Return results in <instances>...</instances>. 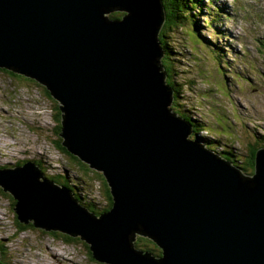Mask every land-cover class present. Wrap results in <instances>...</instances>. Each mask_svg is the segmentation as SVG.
<instances>
[{
    "label": "water",
    "instance_id": "95a60500",
    "mask_svg": "<svg viewBox=\"0 0 264 264\" xmlns=\"http://www.w3.org/2000/svg\"><path fill=\"white\" fill-rule=\"evenodd\" d=\"M163 6L0 0V69L58 102L61 145L103 174L112 206L91 214L33 163L4 171L1 190L20 224L79 237L100 263L264 264V149L246 176L189 139L162 65Z\"/></svg>",
    "mask_w": 264,
    "mask_h": 264
},
{
    "label": "rangeland",
    "instance_id": "374dc122",
    "mask_svg": "<svg viewBox=\"0 0 264 264\" xmlns=\"http://www.w3.org/2000/svg\"><path fill=\"white\" fill-rule=\"evenodd\" d=\"M219 4L230 16L226 22L222 21L221 24L218 21L215 26L222 31L226 30L227 37L216 39V33L204 25L203 16L199 17V32L204 39L217 45L219 56L216 58L225 57L223 64L230 71H220L224 73L222 78L225 77L227 81L224 87H215L222 80L219 76L218 79L211 77L212 81H208L212 89L207 87L205 76L197 79L196 88L183 82L197 75L202 66L205 71L217 66L191 52L193 49L189 42V31L183 34V38L180 33L173 35L172 46L179 54L172 57L180 61L171 62L176 63L180 71L178 83L181 88L180 97L183 98L181 103L185 105L184 112L214 133L204 130L199 133L200 139L205 140L203 136H207L215 141L213 145H218V151L227 152L233 160L239 161L240 155H249V147L260 148L255 144L256 140L264 141V47L258 42L264 43V0H220ZM210 11H215V6L206 12L207 18L214 19L215 13L209 14ZM216 13L220 16L219 5ZM212 71L217 74L216 69ZM4 73L0 71V111L6 118H12L14 125L5 126L0 122V127L4 126V129L0 128V158L4 157L2 160L5 163L14 164L13 159H32L34 154L36 160L43 159L51 166L50 176L63 167L71 177L81 181L96 203L102 204L105 201V187L101 179L94 177L93 172L86 173L73 165L74 161H68L69 158L53 146L55 138L52 137V130L43 128V119L55 124L51 119V107L42 96L43 86L30 84L19 75L22 81L19 83H23L21 85L18 81L15 83L8 79ZM227 73L231 75L232 81H229ZM225 87L226 90L219 91ZM206 94H211L209 100ZM8 135H12L11 141L7 140ZM238 164L242 166L244 163ZM244 175L249 176L246 173ZM6 206L5 200L0 199V242L7 250L6 255L0 259L10 264H68V259L74 264H83L84 261V264H96L87 259L86 248L80 244L66 247L41 229L16 231L8 220Z\"/></svg>",
    "mask_w": 264,
    "mask_h": 264
},
{
    "label": "trees",
    "instance_id": "16d2710c",
    "mask_svg": "<svg viewBox=\"0 0 264 264\" xmlns=\"http://www.w3.org/2000/svg\"><path fill=\"white\" fill-rule=\"evenodd\" d=\"M163 3V7H164V11H165V23L163 25V28L161 30V34L159 36V40L161 43V46L164 50V56L162 58V65L163 68L165 70L166 73V82L167 85L173 90V111L181 118L183 119L185 122H187L188 125H191V134L189 136L190 140H197L199 142L202 141L203 143H205V148L209 151V152H213V154H218V156H220V158H222L223 160H225L226 162L231 163L233 166L237 167L239 170H241L244 174H249V176H251V174L253 175L254 172V154H255V147L251 146L249 147V155H246L244 157V164L241 166L238 164V160H233L231 155L227 152L224 151H218V145L214 144L215 141H213L210 138H205V140H201L199 133L204 130H206V128L202 125V123L198 124L196 123L195 120H192L191 117L189 115L186 114V112H184L183 108L185 107V105H183L181 103V101L183 100V98L180 97L181 95V88L180 85L178 83V76L180 71L178 70L176 63L171 62V61H177L179 62L180 60L175 59V57L172 56H176L177 54H179L178 51L174 50L175 48L172 46V37L175 33H180L182 34V38H183V34H186L187 31H189V37H190V45L191 47H194L193 53H195V55L197 57H201L200 52H204L207 53L209 56L212 57V59L214 60H210L207 57V60L205 62H208L210 64H215L217 66H214V69H216L217 74H214V71L209 70V71H205L204 66H202L203 70L200 69L199 71H197V75L187 78V81H183L186 82V84L189 87H193L196 88V82L197 79L205 76V80H206V85L208 88L212 89L213 87H210L207 83L208 81H212L211 77L214 79H218V76L220 78L223 77V72L220 71H226L227 67L225 66V64H223V58H216L217 56H219L218 53V48L217 45H215L214 43H212L209 40L204 39V36L201 35V33L199 32L201 25H200V20H199V16L201 14V16L204 17L205 21L203 22L204 25H206L207 27L210 28H214L215 32L214 34H218L215 35L216 39L219 38L220 36V32L217 31L215 23L218 22L220 20V16H215L214 15V19L212 18H207L208 14H205V11L208 10H212V8L214 6L211 7V5H214L213 0H208L207 3L204 2L203 0H162ZM208 8V9H207ZM213 12H217V11H210L209 14H213ZM204 13V14H203ZM122 14H116L111 16V18H119ZM220 15V14H219ZM193 21V22H192ZM192 36V37H191ZM206 64V63H205ZM223 67V68H222ZM224 69V70H223ZM0 71H2L4 73L5 76H7L8 79H10L13 82H22L21 79L19 77L22 78V80H25L27 82H29L30 84H34L38 87V83L34 82L31 79H28L24 76H19L17 74H14L12 72L6 71V70H2L0 69ZM19 76V77H18ZM194 78H196L194 80ZM226 79L222 78V80L220 82L217 83V85H215V87H218L221 85V83H225ZM37 83V84H36ZM21 85H23V83H19ZM216 84V82H215ZM211 85V84H210ZM184 86V83H183ZM212 86V85H211ZM44 87V86H43ZM42 87V96L44 100H47L48 104L51 107V111L53 113V117H54V122L55 125L54 127H52V132L54 134V136H52L54 139L53 142V146L55 148H57L59 151H61V153L65 156H67L69 158L68 161H74V163H72L73 165H77V167H80L81 169H83L86 173L89 172H93V174H95L94 177H97L99 179H101L102 185L105 187V193L103 195V198L105 199V201L102 202V204L96 203L95 200L92 202H90L89 200L84 199L86 202H83V198H80L78 191L76 189V187L70 185V183L67 181L68 179L65 176H62L60 173H54L56 175L51 176L50 178H53L55 180L56 183L58 182H62L66 189L73 190L74 193V198L75 200L79 203L80 206H82L83 208L87 209L91 214L94 215H102V214H106L107 212H109V210L111 209L112 206V198H111V194L109 191V187L103 177V174L91 169L89 167L88 164L82 162L80 159H78L77 157L69 154L65 148L61 145V137H60V133H61V114L60 111L58 109V102L53 99L50 94L48 93V91ZM200 91V90H199ZM184 92V90H183ZM211 95V94H209ZM209 95L206 94V99L209 100ZM207 132V130H206ZM257 142H255V144L257 146H259L260 148H264V141L262 140H256ZM36 162V164L38 166L41 167V169L43 170V174L45 175V177L49 178V169L51 170V166L48 165L47 163L44 162V160L39 158L37 160H34ZM22 161L16 160L15 164L20 165ZM240 163V162H239ZM48 166V168H47ZM50 167V168H49ZM245 167V168H244ZM248 170V173H247ZM95 172V173H94ZM99 176V177H98ZM84 180V179H83ZM0 199L1 200H5L6 202V214L8 215V220L11 223V226L14 227L17 230L21 229V230H30V229H36L33 227V225L31 223L27 224V225H23L20 224L17 220V215L14 212V204L15 201L13 200V198L6 194L5 192L0 190ZM49 236L54 237L57 240H60L64 246H69L70 245H75V244H80L82 246H84L86 248V251L88 253L87 259L95 262L96 264H105V263H100L97 262L95 259H93L92 257V253L88 250L87 245L80 240L79 237H71L68 235H65L64 233H61L59 231L56 232H50ZM12 239V238H11ZM4 244L0 242V257L2 258V256L4 257V255H6V249L3 246ZM135 247L138 250L141 251H151L155 256H159L160 255V250L159 248L148 238H142V237H137L136 241H135ZM7 261V260H6ZM4 259H0V264H10V262H6ZM85 262V261H84ZM83 262V264H84Z\"/></svg>",
    "mask_w": 264,
    "mask_h": 264
},
{
    "label": "bare ground",
    "instance_id": "6f19581e",
    "mask_svg": "<svg viewBox=\"0 0 264 264\" xmlns=\"http://www.w3.org/2000/svg\"><path fill=\"white\" fill-rule=\"evenodd\" d=\"M224 18L228 20L229 16H228V15H224ZM214 31H215V30H214ZM215 35H217V34H215ZM188 126H189V128H191V125H188ZM8 136H9V137H8ZM8 136H7V137H8L7 140H10V141H11V140H12V135H8ZM41 161H42V160H41ZM148 239H149V238H148ZM33 257H34V256H33Z\"/></svg>",
    "mask_w": 264,
    "mask_h": 264
},
{
    "label": "flooded vegetation",
    "instance_id": "af4514ba",
    "mask_svg": "<svg viewBox=\"0 0 264 264\" xmlns=\"http://www.w3.org/2000/svg\"><path fill=\"white\" fill-rule=\"evenodd\" d=\"M50 233H48V235H49ZM54 238V237H53Z\"/></svg>",
    "mask_w": 264,
    "mask_h": 264
}]
</instances>
